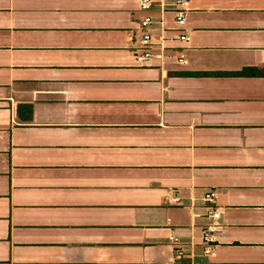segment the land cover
<instances>
[{
  "label": "crops",
  "instance_id": "0c3cea01",
  "mask_svg": "<svg viewBox=\"0 0 264 264\" xmlns=\"http://www.w3.org/2000/svg\"><path fill=\"white\" fill-rule=\"evenodd\" d=\"M174 8L0 0V264H264V0Z\"/></svg>",
  "mask_w": 264,
  "mask_h": 264
},
{
  "label": "built area",
  "instance_id": "2783aa9c",
  "mask_svg": "<svg viewBox=\"0 0 264 264\" xmlns=\"http://www.w3.org/2000/svg\"><path fill=\"white\" fill-rule=\"evenodd\" d=\"M153 4V0H139V7L142 10L149 9ZM174 22L176 28L179 29V34L177 36L178 39L182 41H188L190 38L189 32L184 29L185 20H186V13L189 9V0H174ZM150 19L146 16L142 17L139 20V25L141 28L145 29L149 25ZM152 43V36L147 32L143 31L139 38V50L134 53V58L137 62L143 63L147 61L151 56L152 53L150 51V45ZM214 192L208 191L204 193L202 199L206 202H213L214 201ZM208 215L214 219L219 217V211L217 208L210 207L208 210ZM213 226H209L206 231H204L202 235V240L204 243H209L212 241L211 238V231ZM169 240L173 243L175 247V258H181L185 255V251L180 246L181 241L178 237L174 235L169 236ZM215 252L213 249L210 248L209 255L214 256Z\"/></svg>",
  "mask_w": 264,
  "mask_h": 264
},
{
  "label": "trees",
  "instance_id": "16d2710c",
  "mask_svg": "<svg viewBox=\"0 0 264 264\" xmlns=\"http://www.w3.org/2000/svg\"><path fill=\"white\" fill-rule=\"evenodd\" d=\"M239 73H241V74H248L249 72H248L246 69H244V70H242V71L239 72Z\"/></svg>",
  "mask_w": 264,
  "mask_h": 264
}]
</instances>
